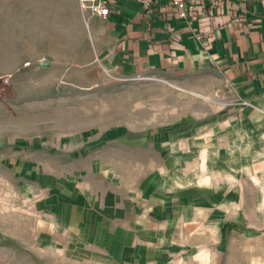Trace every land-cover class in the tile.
Returning <instances> with one entry per match:
<instances>
[{"label":"rangeland","instance_id":"1","mask_svg":"<svg viewBox=\"0 0 264 264\" xmlns=\"http://www.w3.org/2000/svg\"><path fill=\"white\" fill-rule=\"evenodd\" d=\"M63 3L0 0V264H264V82L62 68Z\"/></svg>","mask_w":264,"mask_h":264},{"label":"crops","instance_id":"2","mask_svg":"<svg viewBox=\"0 0 264 264\" xmlns=\"http://www.w3.org/2000/svg\"><path fill=\"white\" fill-rule=\"evenodd\" d=\"M189 3L188 15L179 16L170 0H110L111 12L102 18L68 0L59 11L69 22L62 27L72 31L56 62L119 76L214 67L241 89L263 83L264 0Z\"/></svg>","mask_w":264,"mask_h":264},{"label":"built area","instance_id":"3","mask_svg":"<svg viewBox=\"0 0 264 264\" xmlns=\"http://www.w3.org/2000/svg\"><path fill=\"white\" fill-rule=\"evenodd\" d=\"M110 0H79L81 11L91 13L102 18L107 17L111 10L109 6ZM144 4H149L151 0H141ZM179 16H187L192 4L189 0H170Z\"/></svg>","mask_w":264,"mask_h":264}]
</instances>
